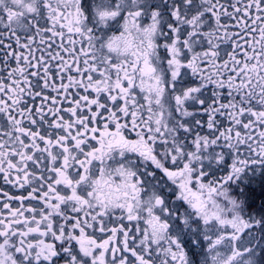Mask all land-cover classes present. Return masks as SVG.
<instances>
[{
  "label": "snow or ice",
  "instance_id": "1",
  "mask_svg": "<svg viewBox=\"0 0 264 264\" xmlns=\"http://www.w3.org/2000/svg\"><path fill=\"white\" fill-rule=\"evenodd\" d=\"M0 264H264V0H0Z\"/></svg>",
  "mask_w": 264,
  "mask_h": 264
}]
</instances>
